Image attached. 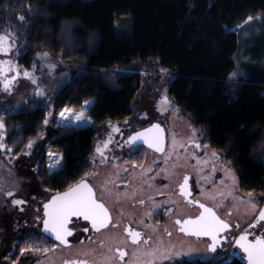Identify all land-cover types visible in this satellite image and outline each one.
I'll return each instance as SVG.
<instances>
[{
  "label": "trees",
  "instance_id": "16d2710c",
  "mask_svg": "<svg viewBox=\"0 0 264 264\" xmlns=\"http://www.w3.org/2000/svg\"><path fill=\"white\" fill-rule=\"evenodd\" d=\"M256 15L257 28L245 29ZM0 33L12 37L21 66L31 67L39 51L67 62L72 75L53 95L54 113L91 101L87 125H59L48 142L63 162L48 170L41 156L34 176L45 190L89 174L100 125L132 116L141 65L158 58L171 74L167 95L203 143L223 154L239 189L264 192V0H0ZM48 110L32 101L0 109L12 155L43 132ZM218 264L244 262L231 256Z\"/></svg>",
  "mask_w": 264,
  "mask_h": 264
},
{
  "label": "rangeland",
  "instance_id": "374dc122",
  "mask_svg": "<svg viewBox=\"0 0 264 264\" xmlns=\"http://www.w3.org/2000/svg\"><path fill=\"white\" fill-rule=\"evenodd\" d=\"M252 18L251 22L246 23L245 29H248L252 25L257 28L255 22H259L261 17L260 15H256ZM254 33H256L255 30L251 31V34ZM5 35L8 37L4 45L7 51H0V69L3 70L2 73H0V109L6 112H15L26 107L29 101L34 102L37 106L40 105L48 107L49 109L46 116L48 123H44L43 132L37 137L29 138L25 142V147L21 154L12 155L13 151L7 154L5 150H2V152L0 151V200L3 202L4 198L9 196L7 195L9 192L13 193V195L15 194V196L19 195V198L9 196L11 197L12 204L14 200L23 201V203L17 205H20L22 211H27V214H30L33 211V204L38 201L39 198H41L40 201H43L49 195V191L43 190L40 181H37L34 176L35 170L39 167L41 156L44 155L46 168L48 170L59 168L63 162L62 154L51 151L48 148V142L51 138L59 134V125L74 124L81 126L86 124L84 123L86 121L74 122L72 119L63 120L60 113L65 112V116L70 117L71 113L65 111V109L69 108H63L57 113H54L52 110L53 95L72 75V70L67 62L59 54H54L49 51H39L36 54L37 60L31 67L26 68L21 66L16 60V54L14 53L15 43L12 37L5 33H0V36ZM44 53H47V57H43ZM245 59V57L240 58L243 63L246 61ZM25 71L32 74L36 80L35 84H33L30 79L23 76V72ZM238 72L241 73V70L238 69L234 72L235 75L233 76L232 73L230 77L237 76ZM13 76H15L16 79L12 84L11 93L9 94L2 90V82L5 77L11 78ZM170 79V72L159 64L158 58H150L141 65V87L133 101L134 113L131 117L118 121L117 123L107 122L101 125L98 133V136L101 137L105 132L109 133L115 131L114 129L119 127L122 128V131L119 132L121 136L119 141L114 142V134H111L113 139L111 150L118 151V157L115 156L116 153L112 155L111 152L112 159L108 160V162L106 160L103 161V159L100 161L98 160L99 155L96 153L97 155H94L95 159L93 163H91L90 172L97 170L99 173L92 178V181H125V175L128 174L127 170L130 168L127 157L121 153V150L126 149V151H128L132 149V147L128 145L125 146V137L130 131L139 128L144 123L157 121L165 128L166 152L174 154L173 161L176 162V166L180 169V174H176V172H178L176 171L175 175H173V170L170 168L168 174L166 173L163 175L159 173V176H164L166 179L177 180L176 178H178L183 171L190 172L193 179L197 182L196 186L203 199L211 203H219L224 211L226 209H233V219H238L241 223L249 222L254 218L258 208L263 202L264 192H251V195H249V193H244L239 189L235 173L230 164L225 160L223 154L207 147L203 143L202 135L199 130L191 124L187 117L181 114L174 101L167 95V87ZM38 90L42 91L43 95H37ZM87 101L91 103L90 100ZM89 104L86 105L84 102L83 108L71 110L74 113H79L81 111L85 113ZM86 117L88 116L85 113V119L88 121L89 117ZM2 130L3 129H0V131ZM4 132H6V136L8 130L5 126ZM30 140H34L35 143L29 149L26 145ZM197 145H199V147H197ZM97 146L100 147L101 145L97 142ZM97 146L95 148H97ZM7 147L11 148L10 146ZM100 149L102 151L103 147H100ZM24 153L28 154L24 156ZM213 153H215V156H213ZM19 157L18 163L15 164V159ZM145 157L147 161H150L152 157L156 156L153 153L150 154L147 152ZM57 160L59 161L58 166L50 169L49 165L56 163ZM35 181L36 187L39 190L36 192V198H33L27 193V189L30 185H35ZM116 184H119V182ZM253 204L256 205L255 208H253ZM35 214L38 215L37 213ZM29 229L33 230L36 235H41L38 227H32L30 225L22 227L21 234ZM162 237L166 240V244L168 243L172 248L169 249V247L165 246L163 251H159L160 253L158 256H148L143 263L141 262L139 264H155V262L156 264L164 263L163 261H169L168 264H181L193 262L194 260L199 262V260L207 256V254H205V256L201 254L200 256V254H198L199 251H195L196 248L194 244H191V239H185L176 234L168 238H165L166 235L163 234ZM52 247L54 251L52 260L53 263H55L60 259V256L66 249H59L55 246ZM199 247L200 244L197 245L198 249ZM43 249L44 248L39 246L36 247L35 257L38 258L36 264H44V262L47 261L46 257L42 256ZM203 249L205 250L204 247ZM228 250L229 247L225 248L223 251H218L212 255L210 260L207 259V261L203 262L208 264L225 262L231 257ZM75 251L76 247L72 248L69 253H74ZM66 252L67 251H65V253ZM205 253H207L206 250ZM40 256L42 257L41 260H39ZM207 258H209V256H207Z\"/></svg>",
  "mask_w": 264,
  "mask_h": 264
},
{
  "label": "flooded vegetation",
  "instance_id": "af4514ba",
  "mask_svg": "<svg viewBox=\"0 0 264 264\" xmlns=\"http://www.w3.org/2000/svg\"><path fill=\"white\" fill-rule=\"evenodd\" d=\"M153 122L157 121L144 123L139 128L130 131L125 137V143L129 137L134 136L132 135L133 132L145 128ZM158 123L162 125L160 122ZM162 127L164 128L163 125ZM117 129L118 131L105 132L101 137L97 136L95 147L97 142L101 145L100 147H103V155L96 152V148H94V153L99 155L98 160L101 161L103 159V161L106 160L108 162V160L112 159L111 152L112 155L116 153L115 156L118 157V151L111 150L113 139H115L114 142L121 139L119 132L122 131V128L119 127ZM111 134H114L113 139ZM158 137V132L154 130L148 133L147 140L155 143ZM164 137L165 143L162 152H156L139 141L128 151L120 149L121 153L127 157L130 168L127 170L128 174L125 175V181H92V178L99 173L95 170L89 172L88 175L75 183L86 182L92 190V198L104 206L109 217V226L107 228H102L99 232L94 231L82 240L69 241L67 244H62L42 231V221L45 216L44 205L48 202L50 196L56 192L49 191L48 197L43 201H40L41 198H39L32 206L34 212L32 211L30 214H27V211H22L20 205L12 204L9 196L5 197L3 202L0 200V264H36L38 258L35 257V250L37 246L44 248L42 256L47 259L44 264H65L66 261H76L77 264L80 261H84L86 264H139L143 263L148 256H158L159 251H163L165 246L169 247V249L172 248L171 245L166 244V240L162 237L163 234L166 235L165 238L176 234L185 239H191V244L195 245V251H199L198 254L200 256L201 254L209 256V258L206 256L199 262L210 260L213 254L223 251L227 247H229L228 252L231 256L236 253L242 260L243 249L235 243V238L246 232L254 233V235H249V240H253L255 235H260L264 238V229H251L248 227V224L254 221L255 216L249 222L241 223L238 219L232 218L233 209L224 211L219 203H211L203 199L196 186L197 182L193 179L190 172L183 171L176 178L177 180L159 176V173L168 174L170 168L173 170V175H175L176 171H178L176 174H180V169L176 166V162L173 161L174 154L166 152L165 128ZM127 145L126 143L125 146ZM147 152L153 153L156 157H152L150 161H147L145 157ZM94 159L93 155L91 163H93ZM185 177L188 178L186 183ZM117 182L119 184H116ZM181 185L184 186L183 194H181ZM27 190L31 197L36 198V192L39 190L36 187V181L35 185H30ZM11 196L19 198V195L15 196L14 194ZM141 200L144 201L143 204L139 203ZM188 201H192V203L190 204ZM199 203L205 205V208L211 209L216 218L225 221V224L229 226L228 229L217 231L215 251L209 250L208 245L212 243L209 236L189 235L181 231L182 227H191L184 225V220H194L203 211L199 207ZM70 217H68V220ZM176 220H180L181 223L176 224ZM85 223L82 222L81 225ZM28 225L38 227L41 235H36L30 229L21 234V228ZM112 225H116V227ZM237 225L240 227H237ZM125 228L140 233L137 243H132V237L125 232ZM145 240L147 243H144ZM199 244L200 247L198 249L197 245ZM52 246L66 249L55 263L52 260L54 253ZM74 247H76V251L69 253ZM203 247L207 253H205ZM21 250H25L23 255ZM118 250L126 253L123 259L119 258ZM65 251L67 252L65 253ZM41 258L40 256L39 260ZM163 262L157 264H168L169 261ZM193 262L198 261L194 260Z\"/></svg>",
  "mask_w": 264,
  "mask_h": 264
},
{
  "label": "snow or ice",
  "instance_id": "6c2138e0",
  "mask_svg": "<svg viewBox=\"0 0 264 264\" xmlns=\"http://www.w3.org/2000/svg\"><path fill=\"white\" fill-rule=\"evenodd\" d=\"M20 20H23L24 17H19ZM253 18L248 17V19L245 21V23L251 22ZM8 40V37L0 36V51H7V48L4 47L6 41ZM43 57H47V53L43 54ZM41 57V58H43ZM11 70V69H10ZM2 69H0V73H2ZM233 76L235 73L232 74ZM23 76L27 79H30L33 84L36 83L35 78L32 76V74L28 71L23 72ZM16 77L13 76L11 78L5 77V79L2 82V90L5 92L11 93L12 84L15 81ZM37 95H43V92L38 90ZM89 101H85V104H89ZM66 112L71 113V116H65V112H61L60 116L63 120L72 119L74 122H82L85 120V113L83 111L79 113L72 112L71 109H65ZM45 124L48 123L47 118L44 121ZM4 128V124L2 120H0V129ZM118 131V129H114ZM153 130L162 131L159 129L158 125H152V128L145 129L144 132L136 133L134 136H131L128 138L126 143L133 147L135 144L143 140L144 143H148L149 147L155 148L156 151H162V149L158 146V144L150 142L149 140L145 139V136L147 133L152 132ZM4 133L0 131V138H2ZM35 143L34 140H30L29 143L26 145L27 148H31L32 145ZM107 147V145H105ZM199 147V145H197ZM206 147V146H205ZM3 148V145H0V149ZM8 152H11L12 149L8 148ZM96 152L103 155L101 149L99 146L96 148ZM26 155L28 153H25ZM51 155V153H50ZM213 156H215V153H213ZM107 159V158H105ZM59 164V161L57 160L56 163L50 164V169L56 168ZM187 177H185V183L187 182ZM181 194L184 193V186L181 185ZM7 195L11 196L13 193L9 192ZM251 195V193H249ZM14 204H20L23 203V201L14 200ZM139 203L143 204L144 201H140ZM188 203H192V201H188ZM199 207L203 209V211L200 213V215L192 220H184V225L191 226L190 228H181V231L186 232V234L189 235H195V236H209L212 240V243L208 245L210 251H215L216 243H217V237L216 233L218 230L227 229L228 225L225 224L222 220L215 217V214L212 212L211 209L205 208L203 204H199ZM256 205L253 204V208H255ZM45 208V216L49 217V219L44 220L45 225V231L46 232H53L55 234V238L59 240L62 244H67V241L65 240V236H70L73 233L71 231H68L65 229L64 225L68 222L69 216H82L84 220L90 221L92 228L99 232L102 228H107L109 226V217L107 215V211L104 208V206L100 203H97L92 198V190L89 187V185L85 183H81L75 187L70 188L66 193L64 194H58L57 196L53 197L48 203L44 205ZM51 209V211H49ZM176 224H180V220L175 221ZM49 224H51V228H49ZM113 227H116V225H112ZM237 227H240L237 225ZM248 227L251 229H264V209H261L259 211L258 217L254 218V221L248 224ZM85 232H88V228H84ZM125 232L129 233V235L132 237V243H137L138 238L140 237L139 232L132 231L129 228H125ZM254 235V233L246 232L244 235H241L239 239L236 241L237 244L240 245V247L243 248V250L247 253V259L248 264H264V238H262L260 235H255L254 240L248 241V236ZM246 242V243H241ZM144 243H147L145 240ZM25 250H21V254L23 255V252ZM119 251V250H118ZM126 255L125 252L119 251V258L123 259V257ZM65 264H77L76 261H66ZM79 264H86L84 261H80Z\"/></svg>",
  "mask_w": 264,
  "mask_h": 264
},
{
  "label": "water",
  "instance_id": "95a60500",
  "mask_svg": "<svg viewBox=\"0 0 264 264\" xmlns=\"http://www.w3.org/2000/svg\"><path fill=\"white\" fill-rule=\"evenodd\" d=\"M152 125H158V126H159V129L162 130V131H157V130H155V131L158 132V135H159V137H158V139L156 140L155 143L158 144V146H159V147L162 149V151H163L164 143H165L164 128H163L162 125H160L158 122H153V123L149 124L147 127L142 128V129H140V130H138V131H136V132H133L132 135H135L136 133H139V132H144L145 129H150V128H152ZM153 131H154V130H153ZM153 131H152V132H153ZM147 135H148V133L146 134L145 139H147ZM139 142H142L143 144H145L146 146H148V143H144L143 140H140ZM148 147H149V146H148ZM150 148L153 149V150H155V148H153V147H150ZM155 151H156V150H155ZM162 151H156V152H162ZM77 185H79V184H75V185L69 187V188L66 189V190H63V191H59V192L53 193V194L50 196V199L48 200V202H49L53 197L57 196L58 194H61V195H62V194H64V193H66L70 188L75 187V186H77ZM48 202H47V203H48ZM45 204H46V203H45ZM199 204H202V203H199ZM204 206H205V205H204ZM261 209H264V200H263V202L261 203L259 209L257 210L255 217H258V215H259V211H260ZM49 211H51V209H49ZM44 215H45V208H44ZM46 219H49V217L44 216V219H43V221H42V231H43L45 234H47L48 236H50L52 239H54V240H56V241H59V240H57V239L55 238V234H54L53 232H46V231H45L44 220H46ZM222 221H223V220H222ZM82 222H86V223L81 225ZM223 222L226 223L225 221H223ZM227 225H228V224H227ZM64 227H65V229H67L68 231H71V232L73 233V234L70 235V236H65V237H64L65 240L67 241V243H68L69 241H78V240H82V239H84V238H87V236H89L92 232L95 231V230L92 228L91 222H90V221H86V220H84L82 216H79V217H77V216H71L70 219L68 220V222L64 225ZM49 228H51V224H49ZM84 228H88L89 231H88V232H85V231H84ZM228 228H229V226L227 227V229H228ZM223 230H224V229H223ZM223 230H221V231H223ZM243 235H244V234H243ZM240 236H241V235H240ZM240 236H238L237 238H235V243H236V241L239 239ZM248 237H249V236H248ZM233 239H234V238H233ZM253 240H254V239H253ZM248 241H252V240H249V239H248ZM59 242H60V241H59ZM60 243H61V242H60ZM241 243H246V242H241ZM238 245H239V244H238ZM239 246H240V245H239ZM241 248H242V247H241ZM242 249H243V248H242ZM233 256L238 257L239 255L236 254V253H234ZM242 261L244 262V264H248L247 253H246L244 250H243Z\"/></svg>",
  "mask_w": 264,
  "mask_h": 264
},
{
  "label": "crops",
  "instance_id": "0c3cea01",
  "mask_svg": "<svg viewBox=\"0 0 264 264\" xmlns=\"http://www.w3.org/2000/svg\"><path fill=\"white\" fill-rule=\"evenodd\" d=\"M27 107V106H26ZM25 108V107H24ZM24 108H22V109H24ZM5 111V110H4ZM16 112V111H15ZM86 118H88V117H86ZM85 121L86 122H84V123H86V124H84V125H87L89 122V118H88V121H87V119H85ZM107 123V122H106ZM106 123H104V124H106ZM103 125V124H102ZM81 126H83V125H81ZM101 126V125H100ZM2 132L4 133V135H3V141H2V138H1V142H0V145H3V148L2 149H0V151L2 152V150H5V153L7 154L8 153V151H7V149L9 148V147H7L8 145L6 144V141H5V133L6 132H4V128H3V130H2ZM96 141V140H95ZM94 148H95V143H94V147H93V154H92V157H93V155H95V153H94ZM11 155V154H10ZM24 156L26 155L25 153L23 154ZM19 159H20V157L19 158H17V159H15L16 161L14 162L15 164L16 163H18V161H19Z\"/></svg>",
  "mask_w": 264,
  "mask_h": 264
}]
</instances>
